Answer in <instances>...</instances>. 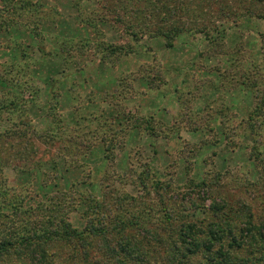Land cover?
Masks as SVG:
<instances>
[{
    "label": "rangeland",
    "instance_id": "374dc122",
    "mask_svg": "<svg viewBox=\"0 0 264 264\" xmlns=\"http://www.w3.org/2000/svg\"><path fill=\"white\" fill-rule=\"evenodd\" d=\"M154 1L132 0L125 12L118 0H0V97L19 79L27 107L14 115L32 123L20 126L28 151L0 141V179L5 211L23 200L35 220L58 202L80 230L98 215L92 194L100 213L127 217L135 238L157 231L142 241L148 264H168L180 225L205 228L218 204L222 216L246 209L264 224V0ZM174 24L170 39L152 34ZM110 221L115 241L121 227ZM63 243L49 241V261L118 264L97 240L83 251Z\"/></svg>",
    "mask_w": 264,
    "mask_h": 264
},
{
    "label": "trees",
    "instance_id": "16d2710c",
    "mask_svg": "<svg viewBox=\"0 0 264 264\" xmlns=\"http://www.w3.org/2000/svg\"><path fill=\"white\" fill-rule=\"evenodd\" d=\"M118 1L121 4L125 1L126 5L123 6L125 12L131 8L132 0ZM148 1L155 2L154 0ZM10 5L14 7L13 12L17 11L14 10L18 9L15 2H11ZM120 7L122 9L121 5ZM13 12L10 13L9 11L6 14H13ZM3 22L0 25H5ZM130 26H133V24H130ZM179 28L177 24L172 25L169 29L160 27L158 29L159 32L157 31L158 33H154L153 31L152 34H159L170 39L172 35L179 33ZM84 45L89 46L90 42L86 40ZM73 50H76V46L71 42L65 52V56L67 58L73 56ZM63 60L65 61L64 54ZM69 64L73 63L71 62ZM3 80H0V84H7V79ZM56 83L57 81H53L52 85ZM9 85H11V90L16 92V94L9 90L14 97L6 91L0 97V141L6 142L10 147L14 144L12 141H25L27 144L23 148H26L29 146V143L30 145L32 144V141L28 140L27 134L24 130L22 131L20 126L23 125L28 129L32 124L31 120H26L23 116L14 115L16 111L19 112L22 108L27 107L26 100L23 97H19L24 92L22 91V83L19 79H16L14 83H9ZM38 93V88L31 91L28 103L29 101H33L36 96H40ZM19 99L21 101H18ZM262 99H264V96ZM256 107L258 108V104ZM6 114L7 117H4ZM61 127V121H59V128ZM38 131V128L34 126L33 133L36 132L38 137L42 139L45 133L42 132L43 134H40ZM50 137L53 138L54 135L51 133ZM108 145H111V143H108ZM29 149L26 148L27 151ZM32 152L36 151L34 150ZM7 161L8 159L5 155L1 154L0 177H3V170L8 166ZM4 183L0 179V264L1 261L9 262L10 260L16 261V264H60L56 261H49L47 256L49 252V241L57 240L64 241V245L67 244L74 250L80 244L82 251L88 245V241L96 242L97 240V242H102V245H98L99 251L109 258H117L115 261L118 264H131L128 262L129 260H135V264L149 263L148 252L144 248L142 241H154L155 238H158V232H152L149 228H142L139 229L141 239L135 238V235L129 233V226L131 224L126 219L127 217L123 213L114 214L111 211L107 213L106 211H101L100 213L104 204L95 196L91 199L92 194H88L87 199L92 202V208L95 209L94 213L98 215L96 218H88L86 225L80 230L73 227L63 214L59 216L56 213L57 207H59L58 202L53 203L52 210L54 213L51 212V214L46 216L41 215V218L35 220L33 217L38 214H34L33 208H25L23 200L21 199L19 205L13 202L12 209L5 211L7 204L2 203V200L3 202H9L10 193L4 187ZM211 209L216 219L211 220L207 224V228H204V223L198 225L195 222H183L180 225L178 238L172 240V244L169 245L164 260H167L168 264H195L194 261H189L188 256L190 254L195 255L196 253H201L205 259V263L208 264H264V224H254L251 220V213H246L244 206V210L238 208L233 209L232 207L231 211L225 216H222L221 205L218 204ZM169 215L171 214L167 213L168 217ZM25 216L29 218L26 219ZM110 220H113L114 225L111 226L112 228L121 227L120 231L117 232L119 238L115 241H113L114 238L111 234L112 229L108 225L112 224ZM243 223L245 226H242ZM171 231L174 230L171 229ZM30 255L33 256V259L30 258ZM205 263L203 261L199 262V264Z\"/></svg>",
    "mask_w": 264,
    "mask_h": 264
}]
</instances>
